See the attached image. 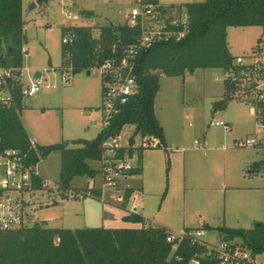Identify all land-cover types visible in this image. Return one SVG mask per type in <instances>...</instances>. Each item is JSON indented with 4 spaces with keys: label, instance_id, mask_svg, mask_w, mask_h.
<instances>
[{
    "label": "rangeland",
    "instance_id": "obj_1",
    "mask_svg": "<svg viewBox=\"0 0 264 264\" xmlns=\"http://www.w3.org/2000/svg\"><path fill=\"white\" fill-rule=\"evenodd\" d=\"M195 1L204 0L159 2L171 6ZM32 2L37 0H23L27 35V51L23 57L24 82L30 84L34 72L41 70L45 73L44 81L55 82L56 87L46 89L41 85L34 97L25 98L26 108L21 118L37 142L69 141V145L75 146L72 140L93 139L104 127L102 81L94 69L90 73L60 69L62 28L91 25L94 34L98 35L102 25L124 22L133 0H49L48 4L38 3L30 9ZM67 2L72 3L69 8L65 6ZM84 9H91L95 14L87 16L82 13ZM68 10L81 17L68 19ZM227 39L234 56L248 54L258 44L264 47V26H230ZM62 74L72 77L63 82ZM223 76V70L219 68L187 70L183 76L161 75L155 108L164 127L167 148L152 146L142 149V178L133 176L130 183L142 184L144 188L136 189L138 196H132L126 208L122 207L119 196L130 178L121 181V189H104L105 201L79 193L78 197L73 196L78 187L100 186L99 173L95 182L87 176H76L70 189L62 193L56 186L61 157L58 151H53L36 166L49 187L37 191L36 206L29 209L33 216L30 224L36 220L46 227H128L135 224L123 220L122 216L138 207L139 213L152 224L175 230L199 227L203 229L206 241L217 242L222 238L219 226L250 228L258 223L250 217L252 211L264 222V165L261 162L258 168L249 166L254 173L249 181L247 174L250 171L243 164L252 157L263 160L264 146L236 143L240 138L264 135L260 119L251 111L254 92L250 88H237L234 99L225 107L214 109L213 103L220 100L225 91ZM43 109L47 112L39 115ZM212 120L228 122L230 130L212 125ZM131 137L136 140L137 147L144 143L134 125H125L121 131L122 145H127ZM135 152L140 153V148ZM90 164L99 166L93 160ZM224 178L239 186L251 182L258 189L252 191L253 196H238L251 192L241 188L229 192L235 196H226L224 189L220 188Z\"/></svg>",
    "mask_w": 264,
    "mask_h": 264
},
{
    "label": "trees",
    "instance_id": "obj_2",
    "mask_svg": "<svg viewBox=\"0 0 264 264\" xmlns=\"http://www.w3.org/2000/svg\"><path fill=\"white\" fill-rule=\"evenodd\" d=\"M160 4L159 0H149ZM161 5V4H160ZM162 6V5H161ZM171 6H175L172 4ZM187 9L190 31L180 41L157 43L137 53L136 76L139 90L119 106V112L108 126L93 139L79 138L71 142L34 144L25 127L21 113L26 108L25 99L18 90L13 102L0 108V151L15 148L26 155V162L36 166L51 152L58 151L61 157L57 187L64 193L71 187L76 176L94 179L100 172L90 161L101 162L105 155L103 143L121 133L125 125H134L136 133L145 140L157 139L167 148L164 127L156 111L155 100L160 89V77L183 76L187 70L219 68L225 71L236 69L234 56L229 48L227 34L230 26H264V0H204L180 4ZM23 0H0V65L23 66V47L27 42L26 22L23 17ZM91 16L94 12L82 10ZM67 32L73 36L69 42L62 40L61 70L72 69L73 73L101 65L107 59L122 57L125 50L138 40L139 26L126 22L108 23L94 34L91 25H72L62 28V39ZM261 45L253 47L260 50ZM224 94L213 103V108H223L235 98L237 82L224 79ZM264 115V99L252 100ZM251 101V102H252ZM138 153V166L129 170V175L142 173V149L145 146H130L127 150ZM167 150V149H166ZM126 148L117 150L115 156L123 157ZM264 159L253 164L258 168ZM35 186L44 189L45 179L40 174L34 177ZM135 188L124 187L121 205L126 208ZM78 193L100 199L102 189L91 186ZM123 220L138 224L128 227H46L41 222L18 229L0 230V264H187L203 247L192 245L189 239L182 240L173 249L167 240L171 231L165 226L147 223L138 212L128 211ZM225 238H238L253 254L264 253V222L253 227L219 226ZM201 264H220L215 258L204 256Z\"/></svg>",
    "mask_w": 264,
    "mask_h": 264
},
{
    "label": "built area",
    "instance_id": "obj_3",
    "mask_svg": "<svg viewBox=\"0 0 264 264\" xmlns=\"http://www.w3.org/2000/svg\"><path fill=\"white\" fill-rule=\"evenodd\" d=\"M71 4L67 2L65 6L69 8ZM130 5L124 22L140 27L141 34L138 40L125 50L122 57L107 59L101 65L92 68L99 73L102 81L101 111L104 127L108 126L111 119L119 112V106L126 103L139 90L136 76L138 51L161 42L180 41L190 31L189 13L183 6H161L149 0H133ZM66 17L78 20L81 15L68 10ZM72 38V34L67 32L62 40L69 42ZM26 51L24 46L23 52ZM263 56V46L258 51L236 56L234 59L236 69L223 71V80L231 78L237 82V86L241 90L250 88L254 92L253 100L264 99ZM66 70L72 72L71 68ZM44 75V71H41L39 78L33 76L31 83L26 84L23 67L0 65V108L13 102L15 90H18L25 99L34 97L40 91L41 85L46 89L56 87L55 82L44 81ZM71 77L72 75L62 74L61 79L64 82L69 81ZM253 112L260 119V126L264 130V115L260 114V108L253 106ZM211 124L220 125L227 131L230 130V125L224 120H212ZM236 143L241 146H264V135L256 134L246 139L240 138L236 140ZM135 144L136 140L133 145L128 142L123 146L121 133L110 137L103 143L105 155L99 162L100 186H97L102 189V196L104 189H121L120 184L123 179L136 176L128 173L129 170L138 166V153L135 152L136 150L133 153L127 150ZM142 145L152 147L159 146L160 143L157 139L146 138ZM123 147L126 148L124 156L116 157L117 150ZM134 160L137 163H133ZM37 175L39 173L36 166L28 164L26 155L20 150L8 148L0 151V230L18 229L34 224H30L33 216L29 209L36 206L37 191L42 190L35 186L34 177ZM93 186L96 187V185ZM127 186L130 185L126 184L125 187ZM44 187H49V184L45 182ZM130 211L137 212L138 207H133ZM36 222L38 221L35 220ZM203 236L204 231L199 227L194 230L189 228L171 229L167 240L173 243V249L184 239H189L192 245L204 248L203 253L196 252L187 264H201L204 256L215 258L220 264H264V253L253 254L238 238H225L222 235V238L217 242H209Z\"/></svg>",
    "mask_w": 264,
    "mask_h": 264
},
{
    "label": "crops",
    "instance_id": "obj_4",
    "mask_svg": "<svg viewBox=\"0 0 264 264\" xmlns=\"http://www.w3.org/2000/svg\"><path fill=\"white\" fill-rule=\"evenodd\" d=\"M160 1V0H159ZM87 10H89V11H92V12H94L93 10H91V9H87ZM94 14H95V12H94ZM26 47V46H25ZM23 67V66H22ZM37 71V70H36ZM36 71L34 72V74H33V76L35 75V73H36ZM156 102V101H155ZM155 111H156V108H155ZM251 111L253 112V107L251 108ZM47 111L46 110H42V112H39V115H43V114H45ZM254 113V112H253ZM156 115H157V113H156ZM159 119V118H158ZM160 121V120H159ZM161 123V122H160ZM162 124V123H161ZM163 126V125H162ZM26 127V126H25ZM27 128V127H26ZM28 130V129H27ZM29 132V131H28ZM29 135H30V133H29ZM31 137V140H32V142L34 143V144H44V143H39V142H37V140L38 139H36V140H34L33 138H32V136H30ZM38 137V136H37ZM39 138V137H38ZM167 141V140H166ZM259 160H257V159H254L253 157L251 158V159H246V160H244L243 161V164L246 166V168H248V170L250 171V174H247V176H248V180L249 181H251V177H252V175L254 174L253 173V169L252 168H254L253 167V164L255 163V162H258ZM261 161V160H260ZM98 162V161H97ZM98 164H99V166L98 167H94V168H96V169H99L100 168V163L98 162ZM37 166V165H36ZM252 167V168H250V167ZM143 169H144V155L142 156V173H143ZM36 170H37V172L42 176V177H44V175L41 173V171H38V169H37V167H36ZM142 173L140 174V175H136V177L135 178H142ZM59 174H60V171H59ZM97 176H98V174H97ZM97 176L94 178V179H92L94 182H95V180H96V178H97ZM132 179L130 178V180H129V185L131 186V187H133V188H135V191H134V193H133V196L134 195H136V196H138L137 195V191H136V189H138V190H142L144 187H143V185L142 184H137V185H133L132 184V182L130 183V181H131ZM93 185H95V184H93ZM93 185H91V186H93ZM91 186H89V185H86V186H81V187H78L77 189L78 190H85L86 189V187H91ZM220 188L223 190L224 189V193L226 194V196H235L234 194H229V192L230 191H234V189H244L245 191H251V192H244V193H247V194H241V195H238V196H253V194H252V191H256L257 189H258V187H257V185H253V183H251V182H249V183H247L246 185H242V186H239V185H235V184H233V183H230L228 180H227V178H224L222 181H221V183H220ZM97 187V186H96ZM216 188H218V187H216ZM220 189V190H221ZM79 194H83V193H79ZM229 194V195H228ZM103 195H104V192H103ZM257 195V194H256ZM89 196V195H88ZM258 196V195H257ZM76 197H78V196H76ZM91 198H94V199H98V198H96V197H93V196H90ZM119 198L121 199V195L119 196ZM100 201H105V198H104V196H102L100 199H99ZM138 213H139V209H138V211H137ZM140 214V213H139ZM125 214H123V216H124ZM122 216V217H123ZM143 216V215H142ZM258 216H260L259 214H257V213H255V212H253L252 211V213L250 214V217L254 220V222H260V221H263V219H259L260 217H258ZM144 217V216H143ZM102 218H103V221L105 222V211H103V214H102ZM145 219H146V217H144ZM50 220H52V217H50ZM107 221V220H106ZM146 222L147 223H151V222H148L147 220H146ZM135 224V223H134ZM152 224V223H151ZM138 224H135L134 226H137ZM153 225H159V226H165V225H161V224H153ZM68 226V225H67ZM104 227H107L106 225H103ZM226 226V225H225ZM165 227H167V226H165ZM68 228H70V227H68ZM167 228H169V227H167ZM244 228H248V227H244Z\"/></svg>",
    "mask_w": 264,
    "mask_h": 264
},
{
    "label": "water",
    "instance_id": "obj_5",
    "mask_svg": "<svg viewBox=\"0 0 264 264\" xmlns=\"http://www.w3.org/2000/svg\"><path fill=\"white\" fill-rule=\"evenodd\" d=\"M48 2H49V0H37V2H32L31 6H30V9L36 7L38 3H39V4H40V3L48 4ZM40 75H41V70H37L36 73H35V75H34V77H35V78H36V77L39 78ZM252 102H253V101H252ZM134 142H135V139H134V138H130V140H129V144H130V145H133Z\"/></svg>",
    "mask_w": 264,
    "mask_h": 264
}]
</instances>
